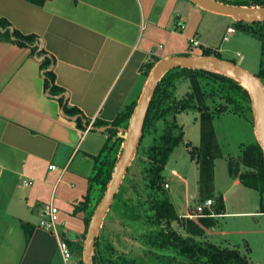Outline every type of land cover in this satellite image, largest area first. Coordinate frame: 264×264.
I'll use <instances>...</instances> for the list:
<instances>
[{
    "label": "crops",
    "instance_id": "crops-1",
    "mask_svg": "<svg viewBox=\"0 0 264 264\" xmlns=\"http://www.w3.org/2000/svg\"><path fill=\"white\" fill-rule=\"evenodd\" d=\"M163 1L45 0L36 5L27 0H0V18L23 34L36 36L37 49L54 59L55 82L63 88L68 106H75L89 120L78 126L64 113L58 98L44 89L42 56L29 46L0 39V264H65L58 237L40 222L46 207L53 204L59 211L60 233L83 232L84 221L81 227L69 217L83 218L74 209L86 193L93 156L106 140V132L89 126L95 119L113 120L139 97L149 61L187 53L170 37L177 34L179 25L185 26L181 30L197 25L189 42L196 39L199 46L209 47L199 34L195 37L203 17L198 6L187 0ZM163 37L170 40L166 51L156 47ZM159 47L163 49V45ZM168 165L169 161L166 190L170 189L167 170L177 175ZM234 184L241 182L236 178ZM187 196L195 198L193 193ZM260 199L263 209L255 214L264 215V193ZM206 200L197 201L196 207ZM212 206L213 200L204 208L208 213L201 216L208 217L211 224L199 222L200 226L221 243L209 241L237 248L228 245L231 241L224 236L232 231L224 230V224L217 221L219 215L210 210ZM196 207L175 210L181 217L194 213ZM108 215L109 211L101 229ZM22 224L29 226L28 239ZM107 235L111 239L108 231Z\"/></svg>",
    "mask_w": 264,
    "mask_h": 264
},
{
    "label": "trees",
    "instance_id": "trees-1",
    "mask_svg": "<svg viewBox=\"0 0 264 264\" xmlns=\"http://www.w3.org/2000/svg\"><path fill=\"white\" fill-rule=\"evenodd\" d=\"M27 1L42 5L45 0ZM216 1L237 6L264 7V0ZM233 25L260 40L259 69L255 74L264 84V21H234ZM0 39L9 40L21 46H29L39 56H42L40 68L44 76V89L51 96L58 98L64 113L74 118L78 126L89 124V120L78 108L68 106L63 88L55 82V73L52 69L54 59L45 51L37 49L38 41L35 35L23 34L12 28L6 19L0 18ZM186 54L192 53L187 52ZM201 54L222 58L210 47H203ZM153 65V63L146 64L147 67L145 66V71L143 70L145 76H148ZM195 77L209 87V94L212 97L218 98L212 107L203 106L202 109L207 110L210 115L233 112L253 124L249 92L238 80L206 69L177 67L167 71L155 88L133 158L139 163L145 198L140 199L139 197V202H133L119 196L125 188L120 185L111 207L116 209L117 217L129 226L133 238L146 249V252L161 259L164 264H251L248 257L239 249L221 246L201 238L204 229L199 222L202 225H209L211 224L209 218L202 217L198 222L190 218L183 220L178 216L164 188L166 165L184 136V129L177 121V114L199 108L192 92H187L184 97L178 98L176 87L182 80ZM135 104L136 100L126 105L111 121L95 119L91 123L90 129H101L106 132V140L99 154L93 156L94 167L92 174L88 177L86 193L74 209V213H83L82 239L75 241L68 233H61L74 257V251L76 254H81L83 251V241L89 220L111 178ZM228 170L233 177L239 179L242 185L264 193V155L257 141L244 147L238 158L229 157ZM133 191L139 196V190L134 184ZM218 198L216 209L219 211L223 208V199L221 196ZM204 213L207 214V210H204ZM173 221H176L177 226L182 227L184 234L177 230V226L172 224ZM22 227L28 239L29 226L22 224ZM93 259L94 264H145L117 252L111 239L102 229L95 240ZM75 264H83L82 258Z\"/></svg>",
    "mask_w": 264,
    "mask_h": 264
},
{
    "label": "rangeland",
    "instance_id": "rangeland-1",
    "mask_svg": "<svg viewBox=\"0 0 264 264\" xmlns=\"http://www.w3.org/2000/svg\"><path fill=\"white\" fill-rule=\"evenodd\" d=\"M156 1L159 4L164 3L163 0ZM187 1L191 3L190 5L197 6L191 1ZM199 12L203 13V17L195 37L199 34L204 45L207 44L225 60L233 62L240 60L243 68L251 73H257L260 61V40L235 27L233 25L235 20L231 17L205 11L200 7ZM176 13L182 14L181 12ZM184 17L182 14V18ZM192 18L197 23L198 17L194 15ZM170 25L172 26V22ZM181 25L185 27L183 24ZM229 27H232L233 30L228 32ZM178 28L176 31L178 35L170 36L174 40V44L183 48L182 51L201 54L204 46H194L188 40L192 28L197 29V25L192 28L186 27L184 30H181L182 27ZM169 43L170 40L163 37L156 42V47L166 51ZM159 44L163 45V49H160ZM157 53L161 54L160 51ZM148 63L155 64L154 61ZM209 91V87L196 77L187 78L177 84L176 96L182 98L187 92H192L200 109H190L177 114V121L183 126L184 136L183 141L175 148L169 160L168 167L178 176L170 174L172 172L170 169L167 170L170 180V189L167 190L168 197L177 212L179 209L185 210V205L189 209H193L196 207L197 201H204L207 197L211 198L213 206L210 207V210L216 212L217 216L219 215L217 221L220 220L224 224V230L232 231L224 236L231 241L228 245H237L240 252L247 255L251 264H264V215L255 214L263 209L261 208V193L257 189L234 184L236 178L228 170V158H238L244 147L256 141L254 127L249 120L236 113L225 112L210 115L207 110L202 109L203 106L212 107L218 100V98L212 97ZM137 99L135 100L137 101ZM133 184L137 186L139 196L134 193ZM121 185L126 189L124 188L119 196L133 202H139V197L140 199L145 198L137 160H132ZM180 185L183 187L182 189ZM188 193H193L195 198L188 197ZM219 196L223 199V208L218 211L216 207ZM115 199L116 197L113 201ZM114 214L116 215V209L110 207L102 231L105 233L108 231L111 234L115 249L140 263L164 264L161 259L147 253L146 249L133 238L129 226ZM75 217H69L71 223L74 222L83 227V218ZM181 218L183 220L189 218V214L182 215ZM200 218L202 217H198V219ZM174 226L177 225L174 224ZM178 228V231L184 234L181 226H177ZM242 230L246 232L242 233ZM83 232L77 234L75 231H70L68 234L72 239L78 241L82 239ZM201 238L208 241L213 240L212 235L206 234L205 230ZM217 239L213 241L219 243L220 241ZM246 247L249 248V251ZM74 253L73 260L78 262L82 258V253L76 254L75 251Z\"/></svg>",
    "mask_w": 264,
    "mask_h": 264
},
{
    "label": "water",
    "instance_id": "water-1",
    "mask_svg": "<svg viewBox=\"0 0 264 264\" xmlns=\"http://www.w3.org/2000/svg\"><path fill=\"white\" fill-rule=\"evenodd\" d=\"M190 1L205 11L225 15L233 18L235 21H264V7L230 5L216 0ZM177 67L206 69L223 73L238 80L248 90L251 99L256 141L260 145L264 155V84L255 73H251L243 68L240 60L233 62L214 55L178 54L159 60L150 70L144 88L136 101L124 135L122 149L111 178L89 220L83 241V264H94L93 257L96 237L134 158L145 115L155 88L164 73Z\"/></svg>",
    "mask_w": 264,
    "mask_h": 264
},
{
    "label": "built area",
    "instance_id": "built-area-1",
    "mask_svg": "<svg viewBox=\"0 0 264 264\" xmlns=\"http://www.w3.org/2000/svg\"><path fill=\"white\" fill-rule=\"evenodd\" d=\"M179 26L181 27V25H179ZM232 30H233L232 27H229L227 29L228 32L232 31ZM190 41L194 46L199 45V41L196 39H191ZM50 168H55V166L51 165ZM164 186L167 187L168 184H164ZM211 204H212L211 199H207L204 204H198L196 209H195V212L189 214V218L197 219V217L204 216L206 214V213H204L205 206L211 205ZM58 212H59L58 208L55 205L49 204L45 210V218L40 222V225L42 227L50 230L51 232H53L55 234L56 237H58L59 250H60L61 256H62L65 264H75L76 261L74 262V260H73L74 256H73L68 244L62 238L61 233L59 232V230L57 228Z\"/></svg>",
    "mask_w": 264,
    "mask_h": 264
}]
</instances>
